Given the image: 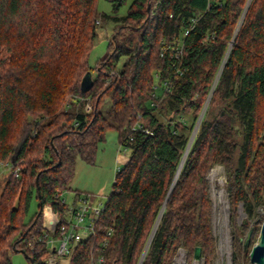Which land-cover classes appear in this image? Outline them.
Masks as SVG:
<instances>
[{
	"label": "trees",
	"instance_id": "16d2710c",
	"mask_svg": "<svg viewBox=\"0 0 264 264\" xmlns=\"http://www.w3.org/2000/svg\"><path fill=\"white\" fill-rule=\"evenodd\" d=\"M107 1L114 15H100L98 0H0V160L12 164L0 180V264L14 253L46 264L42 212L49 206L64 222L69 205L59 194L72 190L79 157L94 162L108 130L128 160L96 234L75 244L68 264L100 256L102 264H173L181 248L191 260L197 247L214 264L208 176L216 165L226 169L233 225L239 206L254 222L247 246L234 241L240 264L264 221V0H133L122 17L128 0ZM99 17L116 26L91 67ZM169 44L183 45L178 59L161 56ZM89 71L94 86L83 92ZM34 198L39 211L27 223Z\"/></svg>",
	"mask_w": 264,
	"mask_h": 264
},
{
	"label": "rangeland",
	"instance_id": "374dc122",
	"mask_svg": "<svg viewBox=\"0 0 264 264\" xmlns=\"http://www.w3.org/2000/svg\"><path fill=\"white\" fill-rule=\"evenodd\" d=\"M132 1L133 0H128L127 3L119 9L116 15L119 17L127 15ZM98 12L100 15H114L113 7L107 0H98ZM98 19L102 21L101 17H99ZM115 26V22H113L112 20H108L106 23L102 21V24L100 26L96 25L98 37L90 55L89 64L91 67H95L99 60L107 55L109 41L114 36ZM120 65L121 62L119 63V66ZM114 72L116 76L119 75L118 68L114 69ZM95 78L96 72L93 73L94 82ZM111 78L109 80L107 79L108 82L111 81ZM155 84H159L158 80ZM109 105L110 100L105 99L102 108L105 110L109 107ZM200 123L198 122V127L196 125L194 129V132L196 130V135L199 130ZM128 156L129 152L119 142L118 132L116 130H108L106 133V140L99 145L94 162L87 161L81 157L77 159L76 174L70 184L72 190L64 192L63 199L69 206H72L74 204V200L76 199L74 190H78L83 195L91 196V200L93 201L95 206L105 204L112 191L116 173L118 169H120L124 165L123 158L124 160H126ZM11 169L12 166H10L9 168H5V170H2L0 172L1 181L6 179V177L10 174ZM208 179L210 182V197L212 200V229L213 234L217 239V253L214 264H235L234 241L236 238H240V240H242L241 244L243 246H247V242L249 241V239L251 240V236H253V234L250 235L249 231L253 228L254 222L249 218L243 207L239 206L236 215L237 226L233 225L231 220V203L228 192L226 190L227 176L224 166H214L208 176ZM5 182L6 181H4V183L2 184L0 183V196L4 189ZM261 208H264V205ZM48 210L52 214V219L49 220V222L47 219ZM38 211L39 203L34 198L31 202L30 212L26 219V222L28 223ZM55 219L56 216L53 213L52 209L49 206L45 207L40 218L42 228L44 230H47L46 226L50 225V222H53ZM243 227H245L247 230H243ZM260 229L258 235L260 234ZM255 236L256 234L254 235V237ZM256 243L257 238H254L249 252L245 250V247L244 250L246 251L247 255L243 253L240 264H253L250 260V253ZM68 258L69 257L59 259L58 264H68ZM11 259L12 264H29L28 259L23 253H14L11 255ZM173 264H205V259L201 257L199 261H196L194 260L193 255L191 260H188L187 251L184 248H181Z\"/></svg>",
	"mask_w": 264,
	"mask_h": 264
},
{
	"label": "built area",
	"instance_id": "2783aa9c",
	"mask_svg": "<svg viewBox=\"0 0 264 264\" xmlns=\"http://www.w3.org/2000/svg\"><path fill=\"white\" fill-rule=\"evenodd\" d=\"M197 22V19L193 21L191 26L186 30L185 36L193 29L194 24ZM102 21L99 19L96 24L100 26ZM167 51H170L172 57L175 56L178 59L183 53L182 46H174L173 44L164 45L161 49V56H165ZM184 73V68L182 66L176 68L174 75L176 77L181 76ZM171 80L163 82L162 88L167 92L171 88ZM85 110L87 113L93 111V106L91 103H87ZM138 128H142L141 125ZM148 132V131H147ZM127 150V149H126ZM128 160L123 158V163ZM12 166L11 163H5L0 161V172ZM119 170V169H118ZM15 174L18 177L20 174V168H16ZM60 198L66 203L63 199V193L59 194ZM76 197V196H75ZM106 204V203H105ZM105 204L100 206H95L91 200V196L79 195L74 200L72 206H68V211L63 223L60 222V219L56 216V219L50 222V225H47V248L50 251V254L46 257V264H58L59 259L70 257L73 251L75 244L89 238L93 237L96 234L97 223L104 211ZM264 217V208H258V214ZM60 229V235L56 236V232ZM113 229L110 228L108 231V236H111ZM104 262L103 256H100L94 263L102 264Z\"/></svg>",
	"mask_w": 264,
	"mask_h": 264
},
{
	"label": "water",
	"instance_id": "95a60500",
	"mask_svg": "<svg viewBox=\"0 0 264 264\" xmlns=\"http://www.w3.org/2000/svg\"><path fill=\"white\" fill-rule=\"evenodd\" d=\"M93 86H94L93 75H92V72L89 71V72L86 73V75L82 79L81 89H82L83 92H88V91H90L92 89ZM203 115H204V112L202 113V115L200 117L199 123H200ZM197 127H198V125H197ZM195 133H196V130H195V132H194V134H193V136L191 138V141H190L189 146H188V150H189V148H190V146H191V144H192V142L194 140V137L196 135ZM185 157H186V155H185ZM185 157H184V159H183V161H182V163L180 165L179 171H180V169H181V167H182V165L184 163ZM37 182H38V179H37ZM40 213H41V211H40ZM154 233H155V230L153 231V233H152V235H151V237L149 239V242H148V244L146 246V249H145V252H144V255L142 257L141 262L143 261V258L145 256L147 250H148V247H149L150 242H151V240H152V238L154 236ZM27 257L28 256H26V258ZM201 257H202V249L200 247H197L195 249V253H194V260L199 261L201 259ZM250 260H251V263H253V264H264V221H263V223L261 225L260 234H259L257 243L253 246V248L251 250Z\"/></svg>",
	"mask_w": 264,
	"mask_h": 264
},
{
	"label": "bare ground",
	"instance_id": "6f19581e",
	"mask_svg": "<svg viewBox=\"0 0 264 264\" xmlns=\"http://www.w3.org/2000/svg\"><path fill=\"white\" fill-rule=\"evenodd\" d=\"M48 222L52 219V215L47 216Z\"/></svg>",
	"mask_w": 264,
	"mask_h": 264
},
{
	"label": "crops",
	"instance_id": "0c3cea01",
	"mask_svg": "<svg viewBox=\"0 0 264 264\" xmlns=\"http://www.w3.org/2000/svg\"><path fill=\"white\" fill-rule=\"evenodd\" d=\"M74 191H78V190H74ZM74 195H75V193H74ZM76 196V195H75Z\"/></svg>",
	"mask_w": 264,
	"mask_h": 264
}]
</instances>
